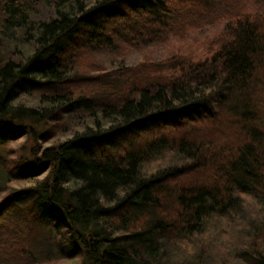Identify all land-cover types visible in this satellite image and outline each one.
I'll list each match as a JSON object with an SVG mask.
<instances>
[{
  "label": "trees",
  "instance_id": "16d2710c",
  "mask_svg": "<svg viewBox=\"0 0 264 264\" xmlns=\"http://www.w3.org/2000/svg\"><path fill=\"white\" fill-rule=\"evenodd\" d=\"M218 7L0 0V216L49 227L37 264H264V9L154 59ZM22 237L0 264H36Z\"/></svg>",
  "mask_w": 264,
  "mask_h": 264
},
{
  "label": "rangeland",
  "instance_id": "374dc122",
  "mask_svg": "<svg viewBox=\"0 0 264 264\" xmlns=\"http://www.w3.org/2000/svg\"><path fill=\"white\" fill-rule=\"evenodd\" d=\"M233 4V6H231ZM218 11L213 15L212 21L197 22L188 28H194L190 31V35L184 42H176V45L169 46L166 52H157L155 61H163L165 67L170 65L171 59L186 58L193 61H202L209 58L210 54L217 48L220 34L229 26L226 13L234 8H240L241 11H256L264 9V0H216ZM231 6V7H230ZM230 7V8H229ZM217 40V41H216ZM168 70V69H167ZM165 70V72H169ZM14 142L7 141L0 144V155L4 153L5 148L14 145ZM6 176L0 166V182H4ZM17 207V204H15ZM14 208L7 209L0 216V243H5L13 239L14 236L26 239L31 258L34 262H43L57 256L56 249L52 243V235L49 227L46 225H35L31 222V218L26 216L23 221L26 225H21L20 230L17 229L13 217ZM26 215L27 212H24ZM19 231V232H18ZM21 231V232H20ZM37 264V263H36Z\"/></svg>",
  "mask_w": 264,
  "mask_h": 264
}]
</instances>
